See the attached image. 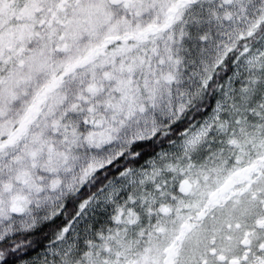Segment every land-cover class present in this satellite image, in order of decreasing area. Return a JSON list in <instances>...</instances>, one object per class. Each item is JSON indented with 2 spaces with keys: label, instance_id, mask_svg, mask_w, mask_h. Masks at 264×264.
Instances as JSON below:
<instances>
[{
  "label": "snow or ice",
  "instance_id": "6c2138e0",
  "mask_svg": "<svg viewBox=\"0 0 264 264\" xmlns=\"http://www.w3.org/2000/svg\"><path fill=\"white\" fill-rule=\"evenodd\" d=\"M0 264H264V0H0Z\"/></svg>",
  "mask_w": 264,
  "mask_h": 264
}]
</instances>
